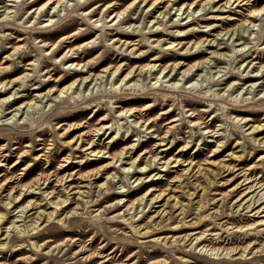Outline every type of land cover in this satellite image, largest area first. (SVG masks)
<instances>
[{
  "label": "rangeland",
  "instance_id": "374dc122",
  "mask_svg": "<svg viewBox=\"0 0 264 264\" xmlns=\"http://www.w3.org/2000/svg\"><path fill=\"white\" fill-rule=\"evenodd\" d=\"M134 1L0 0V264H264V0Z\"/></svg>",
  "mask_w": 264,
  "mask_h": 264
},
{
  "label": "bare ground",
  "instance_id": "6f19581e",
  "mask_svg": "<svg viewBox=\"0 0 264 264\" xmlns=\"http://www.w3.org/2000/svg\"><path fill=\"white\" fill-rule=\"evenodd\" d=\"M136 1V0H135ZM134 1V2H135ZM236 4V6L237 5H239V4H241V5H243L244 3H243V0H228L227 2H226V4ZM57 4H59V1H56L55 2V6L57 5ZM131 5V4H130ZM130 5L129 6H127L126 8L128 9V8H130ZM54 6V7H55ZM108 7H112L111 5H108ZM200 7H202V6H200ZM5 10H8V9H6L5 8ZM126 10V9H125ZM36 11V10H35ZM177 11H181V7H180V9L179 10H177ZM178 12V13H179ZM183 13L184 12H182V14H179L180 16L181 15H183ZM123 14H124V12H123ZM120 14L119 13H116L113 17H112V19L111 20H114L115 18H118V16H119ZM175 15V14H174ZM178 15V14H177ZM161 16V15H160ZM6 19H7V16L5 17ZM38 18V17H37ZM189 18V17H188ZM254 18V16L253 15H248V19H249V22H248V25H250L252 22H251V20ZM110 20V21H111ZM185 27V26H184ZM75 34H77V32H74V33H72L71 35H75ZM71 35H69L68 37H70ZM242 39V37L241 36H239V35H237V37H236V41H240ZM241 45V44H240ZM246 52V51H245ZM244 54V53H243ZM222 56V55H221ZM77 65V64H76ZM149 67V66H148ZM154 66L152 65V66H150V68H153ZM175 68V66H173L172 67V70ZM144 68H141V69H139V71L141 72L142 70H143ZM149 69V68H148ZM119 70V66L115 69V71L113 72V73H115V72H117ZM190 71V69H187V70H185L184 72H183V78L185 77V74H187L188 72ZM112 73V74H113ZM132 72L130 71L128 74H127V76L126 77H128L130 74H131ZM11 76V75H10ZM85 83V81H84V79H82V81H80V86L81 85H83ZM259 87V86H258ZM70 90V86H68V87H65V88H63L62 90H60V91H58V96H60L61 94H63V93H67L68 91ZM56 92V91H55ZM14 95V94H13ZM35 95V94H34ZM44 97V96H43ZM7 100V101H6ZM9 99L7 98V99H5V101H3V102H1L0 101V108H2L4 105L5 106H8V107H11L10 105H11V101H8ZM13 101V100H12ZM35 104V102H33V105ZM24 105V104H23ZM31 106L32 105H30V104H25V106H23V107H20V105L17 107V108H15L13 111H17V112H19V111H21V109L23 110L25 107H27L28 109L29 108H31ZM21 108V109H20ZM21 115V114H20ZM70 119V118H69ZM97 131H99V130H96V132ZM76 141V140H75ZM87 145V144H86ZM85 147V146H84ZM82 148V147H81ZM88 149V148H87ZM80 162H82V161H80ZM17 164V162H15L12 166H15ZM63 179H65V178H63ZM249 179V178H248ZM47 181V180H46ZM45 181V182H46ZM58 182H60V181H58ZM43 183V182H42ZM61 184H62V181H61ZM261 186V185H260ZM28 189H30V188H28ZM25 190V189H24ZM32 190V189H31ZM263 190V192L262 193H260V195H259V197H258V199L256 200V202H258V200L260 201L262 198H264V187L261 189V190H259V191H262ZM32 192H33V190H32ZM252 192V191H251ZM257 192V191H256ZM35 193V192H34ZM253 193V192H252ZM20 194H21V192H20ZM67 194V193H66ZM258 194H259V192H258ZM68 195V194H67ZM257 195V194H256ZM45 198V197H44ZM254 198V197H253ZM47 199V198H46ZM67 199V198H66ZM252 199V198H251ZM12 200H15V198H13ZM142 200V199H141ZM249 200V199H248ZM10 201V200H9ZM67 201V200H66ZM243 202V201H242ZM9 203V202H8ZM65 202H60V203H52V205H53V207H54V210H52L53 212H54V214L56 213V211H57V209L62 205V204H64ZM5 204V203H4ZM10 204V203H9ZM252 204L254 205V203L252 202ZM252 204H249V205H247V208H250V206L252 205ZM29 205V204H28ZM27 205V206H28ZM26 206V207H27ZM30 206H31V204H30ZM245 206V205H244ZM26 207H21L20 205H18V206H16L15 207V209H19L18 210V216H15L14 217V219H19V218H21V215L24 213V211L26 210ZM32 207V206H31ZM58 212V211H57ZM259 212V210L257 211V213ZM259 213H261V212H259ZM51 214V213H50ZM52 216H53V214L52 215H49L48 214V217H47V221H49V220H51L52 219ZM2 218H3V216H2V214H0V222L2 221ZM38 218V217H37ZM41 218V217H40ZM10 223V222H9ZM34 223H36V222H34ZM38 227H39V225H36V224H34V225H31V224H29L26 228H24V229H21V228H19V226H16L15 225V220L14 221H12L11 223H10V225L7 227V229L5 230L6 231V235H5V241H6V239H7V237H8V235H9V231L8 230H10V231H12V232H15V234H17V235H23V234H25V235H28L29 233H34L37 229H38ZM7 244V242H4V244L2 245V247H4L5 245ZM33 244V243H32ZM203 252H205L207 255H209V256H211V257H217V256H225V255H228L229 253L228 252H221V251H218V250H216V251H213V250H206V249H204L203 250Z\"/></svg>",
  "mask_w": 264,
  "mask_h": 264
}]
</instances>
